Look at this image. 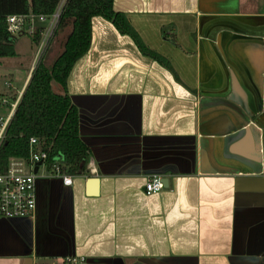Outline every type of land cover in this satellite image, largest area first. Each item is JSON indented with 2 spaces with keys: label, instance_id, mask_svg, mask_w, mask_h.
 Segmentation results:
<instances>
[{
  "label": "crops",
  "instance_id": "crops-1",
  "mask_svg": "<svg viewBox=\"0 0 264 264\" xmlns=\"http://www.w3.org/2000/svg\"><path fill=\"white\" fill-rule=\"evenodd\" d=\"M114 7L169 64L93 16L90 46L67 90L97 171L89 166L72 184L39 176L35 211L0 217V264H70L67 256L86 264H264V0ZM67 34L50 42L46 64ZM33 43L22 83L11 66L0 72V90H25ZM155 173L167 185L147 193ZM92 175L100 177L95 193Z\"/></svg>",
  "mask_w": 264,
  "mask_h": 264
},
{
  "label": "trees",
  "instance_id": "trees-1",
  "mask_svg": "<svg viewBox=\"0 0 264 264\" xmlns=\"http://www.w3.org/2000/svg\"><path fill=\"white\" fill-rule=\"evenodd\" d=\"M60 0H0V56L15 55L17 35L8 28L7 17L12 13H51ZM101 15L111 20L124 33L134 36L142 51L164 64L169 60L161 53L149 48L131 24L127 14L114 7V0H67L56 35L66 26L72 30L67 34L64 48L52 64L38 61L24 90L19 105L8 127L6 139L0 150V160L9 155H25L29 152V140L37 135L48 149L47 163L50 168L60 157L63 171L83 174L93 158L90 146L80 134V110L67 90V77L75 61L90 46L92 18ZM44 26L39 25L32 36L39 43ZM164 35L176 42V35L164 30ZM57 81L63 91L53 88ZM70 264H77L69 262Z\"/></svg>",
  "mask_w": 264,
  "mask_h": 264
},
{
  "label": "built area",
  "instance_id": "built-area-1",
  "mask_svg": "<svg viewBox=\"0 0 264 264\" xmlns=\"http://www.w3.org/2000/svg\"><path fill=\"white\" fill-rule=\"evenodd\" d=\"M67 0H60L55 10L51 13H12L7 17L8 28L15 35L28 33L31 36L39 25L44 29L35 55L36 64L48 48L52 36L58 27L61 14ZM37 20V22H36ZM39 24V25H37ZM36 66V65H35ZM24 90H16L14 94L0 93V150L6 139L8 127L22 98ZM44 140L37 135H32L29 140V152L25 155H9L5 160H0V217H13L32 214L37 205L36 183L41 166L46 165L50 175L61 176L65 184L73 183V174L63 171L60 157L50 168L47 163L49 151L44 147ZM38 169L35 170L38 164ZM165 187L163 177L159 174L150 175L145 183L147 193L156 192ZM86 257L67 256L65 261L83 263Z\"/></svg>",
  "mask_w": 264,
  "mask_h": 264
},
{
  "label": "rangeland",
  "instance_id": "rangeland-1",
  "mask_svg": "<svg viewBox=\"0 0 264 264\" xmlns=\"http://www.w3.org/2000/svg\"><path fill=\"white\" fill-rule=\"evenodd\" d=\"M36 22H37V20H36ZM37 25H39V24H37ZM71 27H72L71 25H68L64 28V30L62 29V31H60L58 33V35L57 34L53 35L51 41L54 40L55 36H56V38H58V36L62 37V38L64 36H66V34L68 33V31L70 30ZM17 38H19L18 42L16 43L17 48L19 50V53L16 54V56L5 55L6 57L2 58L3 59V62H2L3 66L2 67L0 66V72H2L3 76H5V75H8V73H10V71H13V70H11V69H13L11 66H14V69H15V67H17L19 69L18 71H21L20 76H22V80H20L18 82L19 84H21L24 77H25V74L27 72V66H29L28 64L30 63V61L32 60V57L34 56L33 55L34 52H33L32 48H34V50H35V46H34V43L32 40V36L28 33L17 35ZM58 40H60V38H58ZM62 43H63V41H62ZM37 47H38V45H37ZM36 51H37V48H36ZM0 57H2V56H0ZM34 61H35V59H34ZM0 76H2V75L0 74ZM3 78H2V80H3ZM55 84L58 86L59 83L57 81H55ZM56 91H60V90H56ZM0 92H4L7 95H11V94H14L16 92V90H0ZM89 166H90V171H91L90 174L97 171L93 165V162H91ZM40 172H43L45 174H50V170H48L46 165L41 166ZM72 174H73V176H75L74 173H72ZM85 262H87V260H85ZM85 262H83V263H85ZM83 263H81V264H83Z\"/></svg>",
  "mask_w": 264,
  "mask_h": 264
},
{
  "label": "water",
  "instance_id": "water-1",
  "mask_svg": "<svg viewBox=\"0 0 264 264\" xmlns=\"http://www.w3.org/2000/svg\"><path fill=\"white\" fill-rule=\"evenodd\" d=\"M41 163L40 161L35 167V170L38 169V165ZM100 177L98 175H92L88 179V192L95 193L98 191V184H99ZM164 184L167 185V179H164Z\"/></svg>",
  "mask_w": 264,
  "mask_h": 264
}]
</instances>
